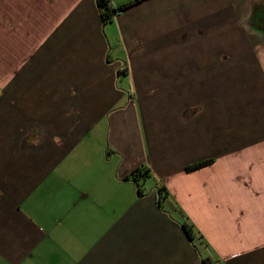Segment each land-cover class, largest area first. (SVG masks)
I'll return each instance as SVG.
<instances>
[{"label": "crops", "instance_id": "crops-1", "mask_svg": "<svg viewBox=\"0 0 264 264\" xmlns=\"http://www.w3.org/2000/svg\"><path fill=\"white\" fill-rule=\"evenodd\" d=\"M110 2L0 0V264H264V0Z\"/></svg>", "mask_w": 264, "mask_h": 264}, {"label": "trees", "instance_id": "trees-1", "mask_svg": "<svg viewBox=\"0 0 264 264\" xmlns=\"http://www.w3.org/2000/svg\"><path fill=\"white\" fill-rule=\"evenodd\" d=\"M97 7L100 13V17L102 19V22L108 23L110 21H112V19L114 18L115 15H117L120 11H122L126 6H119V7H115L110 0H97ZM213 160L209 159V160H205V161H201L198 163H194L192 165H189L187 167L188 171L191 170H195L197 168H200L202 166H205L207 164H210ZM134 180L139 181L140 178V171H135L132 174ZM142 192V189L140 187V193ZM159 196L157 197L158 200L160 201V203L167 198V194L165 191V188H160L158 191ZM183 228L188 236V238L190 240H194V239H199L197 238V235L193 232V229L191 228V226H189L188 224H184ZM211 263V258L210 257H204L202 258V264H210Z\"/></svg>", "mask_w": 264, "mask_h": 264}, {"label": "built area", "instance_id": "built-area-1", "mask_svg": "<svg viewBox=\"0 0 264 264\" xmlns=\"http://www.w3.org/2000/svg\"><path fill=\"white\" fill-rule=\"evenodd\" d=\"M159 196V194L157 193V197ZM210 264H219V261H216V260H212L211 259V263Z\"/></svg>", "mask_w": 264, "mask_h": 264}]
</instances>
